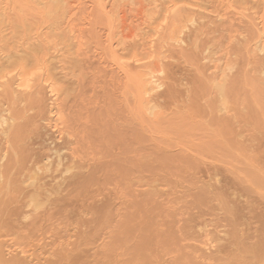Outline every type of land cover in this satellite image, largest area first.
Listing matches in <instances>:
<instances>
[{"label":"bare ground","instance_id":"obj_1","mask_svg":"<svg viewBox=\"0 0 264 264\" xmlns=\"http://www.w3.org/2000/svg\"><path fill=\"white\" fill-rule=\"evenodd\" d=\"M11 1L0 264H264V0H106L124 119L75 0Z\"/></svg>","mask_w":264,"mask_h":264},{"label":"rangeland","instance_id":"obj_2","mask_svg":"<svg viewBox=\"0 0 264 264\" xmlns=\"http://www.w3.org/2000/svg\"><path fill=\"white\" fill-rule=\"evenodd\" d=\"M19 1H21V0H19ZM23 1V0H22ZM21 1V2H22ZM69 1H72V0H66V2L67 3H65V4H67L66 6L68 7L69 5L72 7V9H71V11H70V13H72V15H71V18L73 19V23L74 24H76L77 25V27H83V29H82V31H83V36H84V40L85 41H88L87 43L89 44V42L91 41V43L89 44V48L91 47V49L93 50V51H91L90 53L93 55L92 56V61H93V65H94V71H95V74H93V77H94V80H93V82L92 83H90V85H88V86H90L89 88H88V86L86 87V89L88 90V91H99L100 90V92H102V94L100 93V92H98V94L97 95H101L100 97H102V98H105V99H107L108 100V102L109 101H111V106H112V108L114 109V107H115V109L118 111H121V112H119L118 113V115L120 114V113H122V115H124V116H126L127 117V113H125L124 112V110H125V108H124V100H121V97L123 96V93L122 92H119V91H123L124 89H123V83H121V82H123V80H121L120 81V77H117V75L119 74V73H117L112 67L113 66H111V62H110V65L109 64H107V63H109V60H108V58H107V55L105 54L106 52L103 50V44H102V39H104V34L106 33L105 31H107V29L105 28V26L107 27V22H106V20H105V16H104V12H107L106 10H108V7H109V5L107 4V2H106V0H75L73 3L71 2L69 5H68V2ZM105 1V3H104V5H102L103 4V2ZM12 3L11 4H13L12 6H11V8L13 7L15 10H17L18 8V6H20V3H18V2H16L15 4L16 5H14V2L13 1H11ZM82 3V4H81ZM85 3V4H84ZM101 5H100V4ZM202 3H204V2H202ZM92 4V5H91ZM105 4H107L108 6H106ZM85 5V6H84ZM211 5V4H210ZM215 6H216V4H214ZM218 5V4H217ZM17 6V7H16ZM101 6V7H100ZM105 7V9H103L104 7ZM16 7V8H15ZM107 7V8H106ZM212 7V6H211ZM217 7V6H216ZM215 7V8H216ZM13 9V10H14ZM216 9H220V6H218ZM12 10V12H11V9L8 11L9 13H21L20 11H18L17 10V12L14 10L13 11ZM27 10L28 9H26V11H25V8H24V12L25 13H29V12H27ZM29 10H31V9H29ZM28 10V11H29ZM78 10H80V11H78ZM222 11V10H221ZM223 11L224 12H228L229 11V9H223ZM7 12V13H8ZM99 12V13H98ZM230 12V11H229ZM228 12V13H229ZM31 13H33V11L31 10ZM96 13V14H95ZM216 13V12H215ZM95 14V15H94ZM103 16H102V15ZM94 15V16H93ZM98 15V16H97ZM87 17V18H86ZM94 19H93V18ZM101 18L102 19H104V20H101ZM75 19V20H74ZM87 19V20H86ZM92 19V20H91ZM86 23H85V22ZM88 21V22H87ZM90 21V22H89ZM96 21V22H95ZM237 21V20H236ZM236 21H235V24H236ZM106 22V23H105ZM237 24H239V21L237 22ZM86 25V26H85ZM89 25V26H88ZM85 26V27H84ZM104 30V31H103ZM86 36H85V35ZM89 37H90V39H89ZM88 38V39H87ZM102 38V39H101ZM100 41H101V43H100ZM92 43H93V45H92ZM96 47V48H95ZM95 48V49H94ZM100 48H102V49H100ZM90 49V50H91ZM97 49V50H96ZM94 50L96 51V54H95V52H94ZM104 52V53H103ZM99 54V55H98ZM104 57V58H103ZM107 60H106V59ZM104 59H105V61L107 62H104ZM103 60V61H102ZM101 63H102V65H101ZM106 66H105V65ZM113 65V64H112ZM95 66H97V67H95ZM112 69H113V72H112ZM115 71V72H114ZM116 73V74H115ZM95 75V76H94ZM101 75H102V77H101ZM104 75V76H103ZM119 76V75H118ZM98 78V80H96ZM101 81H100V80ZM119 81V82H118ZM98 84V85H97ZM100 85V87L98 88V86ZM119 85V86H118ZM102 86V87H101ZM118 87H120V88H118ZM97 90H96V89ZM117 88V89H116ZM90 89V90H89ZM99 89V90H98ZM117 90V91H116ZM86 92V98H85V101L82 103V104H84L86 107H89V106H91V105H89L88 104V102H89V97H91L90 95H92V92ZM103 91L107 94V96H106V94L105 93H103ZM117 92V93H116ZM88 93H91V94H88ZM100 93V94H99ZM111 93H113V95H117L118 96V98H119V95H120V93H122L121 95V97H120V99H118L117 98V96H112V94ZM102 95H104V96H102ZM111 96H112V98H111ZM113 97H115V99L113 98ZM124 97V96H123ZM123 97H122V99H123ZM110 99V100H109ZM113 99V100H112ZM114 100H115V102L117 103H115L114 102ZM121 102V103H120ZM115 104V106H113L114 104ZM120 103V104H119ZM119 104V105H118ZM123 104V105H122ZM118 107H119V109H118ZM121 107H123V109L121 110ZM114 109V110H115ZM121 114L119 115L120 117H122L123 119H124V117L122 116ZM125 117V118H126Z\"/></svg>","mask_w":264,"mask_h":264}]
</instances>
